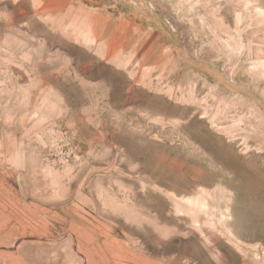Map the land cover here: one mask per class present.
<instances>
[{"label":"rangeland","instance_id":"374dc122","mask_svg":"<svg viewBox=\"0 0 264 264\" xmlns=\"http://www.w3.org/2000/svg\"><path fill=\"white\" fill-rule=\"evenodd\" d=\"M0 264H264V0H0Z\"/></svg>","mask_w":264,"mask_h":264}]
</instances>
